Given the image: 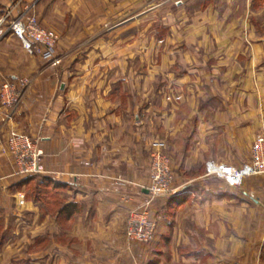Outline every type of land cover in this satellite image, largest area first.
Segmentation results:
<instances>
[{"label": "crops", "instance_id": "crops-1", "mask_svg": "<svg viewBox=\"0 0 264 264\" xmlns=\"http://www.w3.org/2000/svg\"><path fill=\"white\" fill-rule=\"evenodd\" d=\"M7 1L0 17L35 5L60 35L62 63L30 55L12 33L0 41V87L33 79L11 116L0 104V222L26 178L4 152L17 130L40 142L45 171L30 184L44 178L59 195L61 248L79 264H132L134 253L140 264H264V176L232 189L205 168L241 165L264 129V0ZM154 142L176 182L154 204L158 238L146 247L125 238L144 197L115 181L147 186Z\"/></svg>", "mask_w": 264, "mask_h": 264}, {"label": "built area", "instance_id": "built-area-1", "mask_svg": "<svg viewBox=\"0 0 264 264\" xmlns=\"http://www.w3.org/2000/svg\"><path fill=\"white\" fill-rule=\"evenodd\" d=\"M34 9V4L26 6L18 14H15V5L7 9L0 17V41L7 33H12L30 55H38L53 66H59L62 63V57L57 53L60 35L54 29L44 26ZM32 84L33 79L29 76L4 79L0 87V104L9 116L22 104ZM4 152L11 156L17 176L28 177L45 171L40 142L28 133L12 131ZM205 168L208 176L222 178L230 188H239L248 178L264 175V134L255 137L250 157L243 164L208 160ZM149 170L150 182L147 186H141V190H148V193L138 207L130 209L127 216L125 235L130 242L148 244L156 240L158 223L151 216L150 206L157 197L170 195L175 190V173L163 142L152 144ZM115 184L124 188L139 186L133 181L120 178ZM17 203L18 207L27 208L31 204L21 192L17 194Z\"/></svg>", "mask_w": 264, "mask_h": 264}, {"label": "rangeland", "instance_id": "rangeland-1", "mask_svg": "<svg viewBox=\"0 0 264 264\" xmlns=\"http://www.w3.org/2000/svg\"><path fill=\"white\" fill-rule=\"evenodd\" d=\"M7 2L12 5V3L14 4L16 0H11V2ZM177 3H180V1H178ZM152 5H154V0H149L148 6L150 7ZM152 36L155 37V35ZM259 134H264V129H261L259 133H257V135ZM166 153L169 155L172 162V157L170 153L168 151H166ZM174 173L176 182L175 169ZM244 184L241 187H243ZM34 185L35 183L25 186V188L21 187L20 192L26 195V199L29 202H35L36 209L30 210L34 208L33 206H31V204H29L27 208L23 206L18 207L17 202H15V206L14 203H11L9 208V212L11 213V215L6 221L0 222V264H79V255H77L76 252H67L66 250L61 248V245L67 244L68 241L65 237L60 236L61 223L58 218H54L59 209V195L55 193V191L48 190L45 187H42L41 190H39L38 188L36 189ZM137 187L139 188L138 193L145 197L148 192H146L145 190H141L140 185ZM170 195L157 197L155 199V201L150 206L152 218L154 217V208L156 209L154 204L158 202L160 198H167ZM46 201L49 203L47 207L44 206V202ZM139 205L140 204L133 205L132 207H130V209L138 207ZM46 213L50 214L52 217H50V220L45 223V220H47V218L45 219ZM159 222L160 221H157L158 225L160 226ZM157 238L155 241L148 244L137 242V245H143L148 247L154 244L157 241ZM112 258L113 262L110 264H122L118 260L116 255ZM149 259L150 257L148 256V259H145L146 262H148ZM131 260L132 264H140V262L143 261V259L138 257L135 253L132 255ZM95 264L101 263L95 262ZM176 264L179 263L177 262Z\"/></svg>", "mask_w": 264, "mask_h": 264}, {"label": "trees", "instance_id": "trees-1", "mask_svg": "<svg viewBox=\"0 0 264 264\" xmlns=\"http://www.w3.org/2000/svg\"><path fill=\"white\" fill-rule=\"evenodd\" d=\"M41 174H37V175H32V176H28V177H26L24 180H22V182H21V187L22 186H24V185H28V184H30V182L32 181V180H34L35 178H37L38 176H40ZM41 181L40 182H38L39 184L38 185H36L35 186V188L37 189H39V190H41V188L42 187H45V179L44 178H41L40 179Z\"/></svg>", "mask_w": 264, "mask_h": 264}, {"label": "water", "instance_id": "water-1", "mask_svg": "<svg viewBox=\"0 0 264 264\" xmlns=\"http://www.w3.org/2000/svg\"><path fill=\"white\" fill-rule=\"evenodd\" d=\"M146 192H148L147 190H145Z\"/></svg>", "mask_w": 264, "mask_h": 264}]
</instances>
